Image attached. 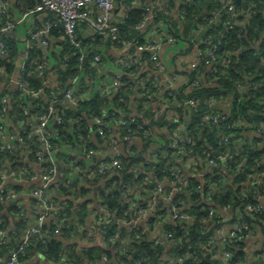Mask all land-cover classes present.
<instances>
[{
    "label": "built area",
    "instance_id": "built-area-1",
    "mask_svg": "<svg viewBox=\"0 0 264 264\" xmlns=\"http://www.w3.org/2000/svg\"><path fill=\"white\" fill-rule=\"evenodd\" d=\"M140 1L133 0L131 3L136 5ZM146 1L149 2L146 6L147 17L137 29H148L146 22L151 21L157 14V7L165 18L160 25L161 29L149 30L144 35L143 42H125V51L115 61L117 73L107 81L102 72L105 61L92 47L88 50L82 49L76 31L81 23L86 22L93 35L113 42H124L121 39L118 20L113 14L117 8V0H38L37 5L26 11L21 20L14 21L9 18L8 0H0V15L7 17L0 26L1 57L8 53L2 41L3 36L14 33L21 21L29 19L35 13L46 16L51 14L50 18L45 16L44 29L30 30L25 34L23 43L27 51L34 41L38 40L43 49V57L47 58L49 44L43 36L49 33L52 26L62 25L69 44L82 51L80 60L84 63L87 58H91L90 68L96 71L97 77L93 78L94 81L88 80L86 86H92L93 90H96L94 95L107 97L117 93L125 86L122 81L124 68L136 66L142 70L131 78L139 88V98L145 100L142 103L144 108L130 115L122 109H105L95 115L89 124L96 129L89 127V130H80L78 139L74 142L82 150L80 156L73 155L71 145H63L62 151L57 148L55 150L49 141L52 134L47 130V126L51 120L55 119L56 124L63 123L61 116L53 108L57 97H53V105H50L47 114L37 118L31 117L32 121L22 133H28L27 140L40 136L41 149L47 157L38 155L40 165L37 166L8 168L4 165L0 170V202L5 206L15 205L21 218H25L26 214L18 201L20 193L15 191L13 183H36L31 191L37 202L32 211L34 223L25 221L21 240L17 248L11 250L5 264H23L20 257L28 254L34 237L38 236L46 244L43 228L49 220L57 234H60L63 227H76L77 234L72 239L80 238L86 243L82 248L78 245L79 250L94 246L90 241H96L98 237L99 247L112 252L110 257H102L100 263L104 264H119L121 257L131 258L130 246L134 243H146L153 250H159L154 253L159 264H186L192 256L189 257L188 253L178 255L175 248L189 241L190 238L186 237L189 236V228L192 225L199 226L201 230L202 237L196 236L198 244L208 248L207 252L216 256L220 264H264V219L257 217L258 214L264 213V193L259 191V188L264 187V154L255 160V168L246 177L244 194L238 196L239 201L243 203L239 211L236 212L230 203L218 205L213 200L215 195H225V186L242 185L235 183V177L241 179V174L245 171V162H248L245 147L251 145L255 150H264V71L255 69L251 72L246 68L241 71L236 80L240 93L237 98L235 94L224 97L192 94L205 87H216L215 76L221 73V66L228 67L240 52V49L233 50L224 60L219 56L222 50L223 28L238 30L241 45L245 41L249 42L245 32L255 15L260 12L264 16V0H239V4L235 0H213L214 8L211 11L205 7L201 8V11L194 12L190 19L186 11L178 10V0L176 2L179 4L175 9L167 7L170 0ZM186 1L190 5L197 4V0ZM120 4L122 10L128 7L124 0H120ZM172 17L181 23L180 35L170 34L167 30ZM185 20L187 25L183 23ZM192 24L194 27L187 33L186 27ZM263 44L264 33L249 42L252 50L261 56ZM178 45L183 46L179 67L175 72H171L161 58L162 50L166 46ZM27 56L26 53L24 60ZM23 63L19 65V70L24 69ZM38 68L43 74L49 72L45 70L44 65H39ZM144 73L147 78L142 79L141 75ZM15 82L17 88L23 91V95L37 97L42 92L29 88L20 78ZM72 84L75 88L67 90L63 100L65 105H70L78 111L80 103L90 100L92 91L83 93L78 78L72 79ZM10 102L11 98L8 96L0 97V136L10 141L19 140L25 143L18 134H9L6 128L8 116L5 117L4 113L7 112ZM244 102L245 106L249 107L247 112L241 110V104ZM28 112V109L24 111L25 114ZM196 113H201V124L215 126L218 144L221 146V150L204 152L203 158L191 148L193 129L189 126L193 123ZM161 120H164L162 125L157 126ZM133 123L139 131L149 137V147L143 154L145 160L142 166L133 169L134 180L145 172L146 165L157 163L159 158L165 160V175L156 178L151 176L152 172H148L144 184L153 185V191H144L137 181H133V184L121 182L122 215L117 217L116 212L110 211L102 199L95 197L96 187H92V184L97 178H103L100 185L106 184L107 180L110 181L109 179L115 176L117 169H122L124 155L134 157L136 147L143 149L141 137L136 135L135 128L131 127ZM247 136L250 137L249 141H246ZM88 140L95 144L94 148L88 147ZM25 146L28 145L25 143ZM188 149L190 151H187ZM56 151L60 152V159H57ZM238 157H243L240 163L236 162ZM60 160L67 161V169L60 166ZM233 164H236V172L231 174ZM35 167L38 169L35 170ZM41 168L43 170H40ZM191 179L196 181L195 186L192 185ZM75 180V183L79 182L80 186L89 190L87 195L93 199L95 205V209L91 208L93 203L90 205L93 214L89 216L85 226L81 227L74 220V216L70 218L73 221L68 223L59 219L62 212L68 210L71 197L59 196L58 192ZM114 183L108 186L114 188ZM57 199L58 202L55 201ZM86 201L88 199L85 197L75 201L73 210L80 211V204ZM115 226L117 228L113 231ZM180 232L182 235H179ZM3 235L0 244L4 242ZM249 241L254 243L248 252ZM68 242L66 246L70 244V240ZM187 247L191 249L189 245ZM234 250L245 254L241 261H233ZM70 253V248H65L63 260L51 261L50 264H67L66 259ZM133 257L137 260L136 264L145 261L140 259V252H133ZM146 259L152 261L150 257ZM197 263L195 258L192 264Z\"/></svg>",
    "mask_w": 264,
    "mask_h": 264
},
{
    "label": "trees",
    "instance_id": "trees-1",
    "mask_svg": "<svg viewBox=\"0 0 264 264\" xmlns=\"http://www.w3.org/2000/svg\"><path fill=\"white\" fill-rule=\"evenodd\" d=\"M133 0H124V4H127L128 7L122 10L120 0H117V8L114 10L113 14L118 18V27L121 34V39L124 42H113L111 40H105V38L93 35L89 32V25L84 22L79 25L76 31L77 39L82 43V49L88 50L89 47H92L97 54H100L102 59L105 61L104 56L102 55V47L115 48L120 52L125 51V42L141 40L144 35L153 29H161V24L165 20L163 17L162 11L157 7L158 12L150 21L148 20L146 31L137 29V27L145 21L147 17L146 6L149 2L146 0H141L138 4L133 5L131 2ZM170 0L168 6L170 8H176L178 5V10L180 12L186 11L189 15V19L194 12L201 11V8H206L208 11H211L214 8L213 0H197L196 5H190L186 0ZM239 4V0H235ZM36 5V4H35ZM33 7V6H31ZM121 7V8H120ZM52 15L48 14L46 17L50 18ZM201 16V15H200ZM9 18L15 20L14 13L9 6ZM173 18V17H172ZM7 20L5 15H0V26L3 25L4 21ZM35 20V19H34ZM187 21L185 20L184 25ZM194 23V21H191ZM189 22V23H191ZM188 23V24H189ZM35 26V25H34ZM186 27V26H185ZM45 28V22L42 25L35 27V30H42ZM222 29V26L219 27ZM18 29V28H17ZM15 30L14 33L7 34L2 37V41L5 43L8 53L5 57L0 56V83L9 80L14 74L17 68V60L19 56V39L18 33ZM187 29V27H186ZM170 34L180 35L181 32V23H179L175 18L172 19V22L167 29ZM29 29L27 30V33ZM26 33V34H27ZM88 33V34H87ZM247 33V34H246ZM264 33V16L259 12L255 15L248 24V30H246V38L248 41L258 39L260 34ZM43 38L48 40V57L44 58L43 49L40 46V42L34 41L31 45V48L27 51V58L24 60V69H20L18 77L24 80L27 83V86L36 91H42L38 94L37 97H30L23 95V91L19 88L17 90H6L0 97L8 96L11 98L10 105L8 106L7 112L4 113L5 117L9 116L11 122L7 120L8 133L11 135L18 134L17 136L23 138L28 146H25V143H21L19 140H9V144L5 145L3 149L0 148V170L4 165L8 168H14L16 166H31L40 165L38 155H41L43 158H46L45 153L41 149V139L40 136H36L32 140H27L28 133L19 134L17 128L20 124H23L28 117H41L48 113L50 105L52 104L53 97H57V102L53 105V108L56 110V113L61 116L63 123L56 124L54 120H51V123L47 126V130L51 132L50 143L54 146L55 150H61L62 146L69 143H73L78 139V132L82 129H88L90 127V120L94 118L95 115H98L101 111L105 109H122L127 115L133 114L134 109L136 111L142 110L144 108L143 102L144 99L139 98V90H137V85L133 82L131 77L135 76L142 69H137L136 66L132 68H124L123 73V83L125 86L120 88V90L110 96L101 97L99 95H94L90 100L80 103L78 111H76L70 105H65L63 100L64 93L75 87L72 84V79L78 78L80 80V89L83 93L91 92L93 87H87L86 82L88 80L94 81L93 78L97 77L95 70L90 68V57L83 63L80 60L82 51L72 45L66 40L65 30L62 25L52 26L49 30V33L43 36ZM239 32L238 30H228L223 28V38L221 45V52L219 56L224 60L226 55L231 53L233 50L240 49V52L237 57L234 58L233 63L225 67L221 66V73H218L215 76L216 87H205L201 90L194 91V95H209L214 94L217 96H228L230 94H235V98L240 96L238 92V87L236 80L239 78L241 71H255V69H261L264 71V44L261 46L263 56L257 54L255 50L249 45V42L245 41L243 45L239 41ZM62 47V48H61ZM39 65H44L45 70L49 71V74H43L39 72ZM45 72V71H44ZM84 72V73H83ZM253 74V73H252ZM256 74V73H255ZM142 79L147 78L146 73L141 75ZM139 89V88H138ZM134 100H132V98ZM248 104V102H247ZM246 102L241 104V110L247 112L249 107L245 106ZM245 106V107H244ZM135 107V108H134ZM28 109V114H25L24 111ZM1 111V108H0ZM204 110H202L203 112ZM237 111V109H236ZM182 114V112L179 110ZM82 114V115H81ZM201 113H196L193 118V123L189 126L193 129V146L191 147L195 154L199 155L201 158L204 156L206 151H215L221 150V146L218 144V136L215 132V126L205 125L200 123ZM164 120H161L157 126L162 125ZM132 123V122H131ZM132 128H135L136 135H139L143 142V149L139 150L137 147L136 155L134 157H129L124 155L122 158V169H117L115 176L111 177L106 184L100 185L103 181V178H97L96 182L92 184V187H96L95 197L102 199L104 205L113 212H116L117 217L121 216V182L125 184H133V181H137L142 189L145 191H153V185L145 186L144 180L147 178L148 172H152L151 176L156 178H162L165 173V160L159 158L157 163L153 165H146L144 173H141L140 177L137 180H134L135 173L133 169H137L142 166L144 162L143 154L146 153L149 147V137L144 134L142 131L137 129V126L133 123ZM89 129L95 130V126H91ZM88 129V130H89ZM89 132V131H88ZM58 133L59 135H57ZM148 138V139H147ZM250 137H246V141H249ZM74 140V141H73ZM256 141V139H253ZM88 147L94 148L95 144L92 141L88 140ZM153 142V141H152ZM248 145L245 147V153L248 162L245 167V171L241 174V179L235 177V183L242 184L239 187L234 185L225 186L226 193L225 195H215L213 200L218 205H224L230 203L232 208L237 212L238 209L242 207V202L239 201L238 196L244 194L247 175L251 173V170L255 168V160L264 154V150H255ZM187 151H190L188 149ZM234 151V150H232ZM57 159H60V152H55ZM173 155V154H172ZM243 157L236 158V162L240 163ZM81 164V163H80ZM40 170H43L41 168ZM152 170V171H150ZM69 171V170H67ZM236 172V164H233L231 174ZM230 176V174H228ZM102 180V181H101ZM115 182V187L111 188L108 184ZM234 181V180H233ZM195 180L191 179V183L195 186ZM79 185V187H78ZM99 185V186H98ZM21 186L15 185V191L20 193ZM259 191L264 193V187L259 188ZM89 190L86 187L80 186L79 182L74 183L71 181L70 185L67 187H62L58 195L59 196H69V207L68 210L62 212L60 220L65 222H72L70 218L74 216V220L77 221L79 227L85 226L88 221V218L93 214V210L90 208V201L82 202L80 204V211L73 210L75 208V201H80L87 196ZM59 199L55 200L58 202ZM20 202V199L18 200ZM37 205V202H35ZM14 206V211H17L16 206ZM6 206L0 202V240L2 235L8 230V222L4 221L3 211ZM239 211V210H238ZM241 211V210H240ZM258 219H264V213L257 215ZM70 220V221H69ZM248 220V219H247ZM25 225V224H24ZM118 227V224L116 225ZM113 227V231L117 227ZM189 236L186 239L190 238L189 241H185L183 245H178L175 248V251L178 255L183 253H188L189 257L192 256V259L188 260L186 264H192L193 260L196 258L198 261L197 264H220L218 258L207 252L208 248L203 245L198 244L199 240L196 236H201V230L199 226H190ZM264 231V228H263ZM117 232V230H116ZM199 232V234H198ZM44 239L46 244L37 236L32 240V246L28 249V252L32 247L38 249L43 255H45L50 261L58 262L62 261L64 256L65 248H70V255L66 259L67 264H104L100 263L104 255L110 257L112 255L111 251L104 250L98 246L88 247L86 249L79 250L78 245L70 243L66 246V242L71 240L75 234H77L76 227L74 229H65L62 228L60 234L55 232V227L52 224H46L43 228ZM182 235V232L179 233ZM209 236V235H207ZM212 236V235H210ZM5 242V241H4ZM2 242L0 245L4 244ZM190 246L191 249H188L187 246ZM131 258L121 257L118 261L119 264H136L137 260L133 257L134 253H142L140 258L142 264H159L155 259L154 253L159 250H153L150 245L146 243H134L131 246ZM17 248V244L13 245L11 249L8 250V256L6 261L10 257V252L13 249ZM234 259L233 261H241L245 254L242 251L234 250ZM27 256L20 257V262L23 264L27 259ZM150 257L151 262L146 258Z\"/></svg>",
    "mask_w": 264,
    "mask_h": 264
},
{
    "label": "crops",
    "instance_id": "crops-1",
    "mask_svg": "<svg viewBox=\"0 0 264 264\" xmlns=\"http://www.w3.org/2000/svg\"><path fill=\"white\" fill-rule=\"evenodd\" d=\"M8 2H9L10 8L12 9V12L14 13L15 20H21L23 14L26 11L33 9L37 5L38 0H8ZM45 16L46 15L42 13H35L31 17H29V19L27 18L24 21H21L17 27L18 28L16 31L18 33L17 37L20 38L19 39L20 42L18 44L19 56H18L17 68H16V70H18V73H19V65H22L25 54L27 53V47L23 43L24 36L27 33L28 29L29 31L35 30V27L42 25L43 22H45V19H46ZM115 18L116 20H118L117 17ZM193 27H194L193 24L189 25L186 32L187 33L190 32ZM88 33L92 34V30L90 28H89ZM182 50H183V46L181 45H178L176 47L166 46L163 48L161 58L163 62L167 64L171 72H175V70L178 69L179 62H180V54ZM101 51L105 59V64L102 70L103 76L105 80L110 81L113 74H116L118 70V67L115 64V61L117 60L118 57H120L123 54V52H120L119 50L115 48H108L106 46L102 47ZM47 74H49V72ZM13 79L14 78L12 75L9 80H6L0 83V86H2L0 90V94L6 90H10V91L17 90L16 82ZM95 93H96V90H92L90 98L93 97ZM134 98L135 97H133L132 100H134ZM133 113H136V109H134ZM8 118L9 116L7 117V119ZM7 119H6V122H7ZM8 121L11 122V119H8ZM31 121H32V118L27 116V119L25 120V122L23 124H20L19 127L17 128V132L22 133L26 128H28L29 123ZM8 144H9V140L6 138H2L0 136V148ZM70 144L73 149V155L80 156L82 150L78 148V144L74 142ZM63 161L65 162L63 163ZM60 166L67 169L68 167L67 161L60 160ZM37 169L38 167H35V170ZM73 182L75 183L76 180ZM13 184L14 185L17 184V186H21L19 199L21 202V206L23 207L25 211L26 216L25 218H21L18 215V213L13 210L14 206L10 204L6 205V208L2 214L4 216V221L8 222L9 228L3 235V239L5 241L4 244L2 246L0 245V264L6 263V258L8 256V250L11 249L13 245L15 246V244H18L20 242L21 237L24 233V229H25V225H24L25 221L28 220L29 223H34L32 211L35 207V198L31 195V191L36 183L35 182H21V183H13ZM85 199H88V201H91V204L93 203L91 208L95 209L93 199H91V197L88 195L85 197ZM49 223H50V220L48 224ZM97 241H99L98 237H96V241L94 240L90 242H93L92 244H94V246L99 247V244L97 243ZM68 243L69 242H66V244ZM70 243L79 245V248H82L84 247V245H86V243L82 241L80 238L71 239ZM252 243L254 242L249 241L247 243L248 252L251 250L250 246L252 245ZM44 259L47 260L48 263H46ZM50 263L51 261L45 255H43L38 249L32 247L30 251L28 252V256L24 264H50Z\"/></svg>",
    "mask_w": 264,
    "mask_h": 264
},
{
    "label": "rangeland",
    "instance_id": "rangeland-1",
    "mask_svg": "<svg viewBox=\"0 0 264 264\" xmlns=\"http://www.w3.org/2000/svg\"><path fill=\"white\" fill-rule=\"evenodd\" d=\"M17 77H18V70H15V72H14V74H13V78H14L13 80L16 81V80H17ZM1 88H2V86H0V90H1ZM44 261H45L46 263H48L47 260L44 259Z\"/></svg>",
    "mask_w": 264,
    "mask_h": 264
}]
</instances>
